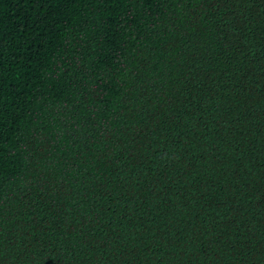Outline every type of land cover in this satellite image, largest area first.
<instances>
[{
  "label": "trees",
  "instance_id": "trees-1",
  "mask_svg": "<svg viewBox=\"0 0 264 264\" xmlns=\"http://www.w3.org/2000/svg\"><path fill=\"white\" fill-rule=\"evenodd\" d=\"M0 264H264V0H0Z\"/></svg>",
  "mask_w": 264,
  "mask_h": 264
}]
</instances>
